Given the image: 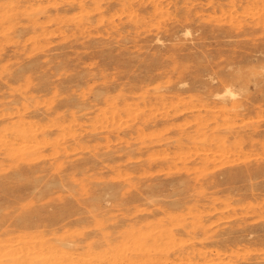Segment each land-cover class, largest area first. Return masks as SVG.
Listing matches in <instances>:
<instances>
[{
  "label": "rangeland",
  "instance_id": "374dc122",
  "mask_svg": "<svg viewBox=\"0 0 264 264\" xmlns=\"http://www.w3.org/2000/svg\"><path fill=\"white\" fill-rule=\"evenodd\" d=\"M0 264H264V0H0Z\"/></svg>",
  "mask_w": 264,
  "mask_h": 264
},
{
  "label": "bare ground",
  "instance_id": "6f19581e",
  "mask_svg": "<svg viewBox=\"0 0 264 264\" xmlns=\"http://www.w3.org/2000/svg\"><path fill=\"white\" fill-rule=\"evenodd\" d=\"M224 92H225L226 94H228L229 96H234V95H235L234 92L231 90V87H230L228 84L225 86ZM235 96H236V95H235ZM3 190H4V189H3Z\"/></svg>",
  "mask_w": 264,
  "mask_h": 264
}]
</instances>
